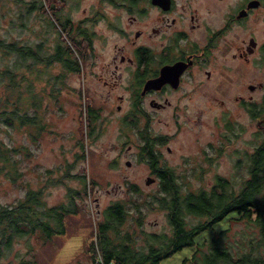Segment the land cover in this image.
<instances>
[{
    "label": "rangeland",
    "instance_id": "obj_1",
    "mask_svg": "<svg viewBox=\"0 0 264 264\" xmlns=\"http://www.w3.org/2000/svg\"><path fill=\"white\" fill-rule=\"evenodd\" d=\"M40 1L0 0V41L24 47L25 51L29 47L35 52V56L23 55L0 47V107L5 104L11 112L17 104L18 112L34 117V121L20 122L4 121L0 116V143L19 146L20 150L10 155L11 164L0 160V207L15 205L29 191L36 190L45 204H70L62 218L63 233L51 239L44 240L37 230L14 234L8 245L0 237V264H19L22 260L30 264L86 262L87 244L95 240L94 230L103 220L106 207L116 201H124L129 212L120 225L122 230L137 228L134 220L137 213L129 203L137 201L140 226L145 233L170 232L166 210L152 197L159 192L158 178L149 172L146 162L134 155L136 148L127 152L125 138H119L117 118L122 112H116V100L87 90V66L94 58L105 24L102 20L94 23L93 18L125 12L111 0ZM32 2L35 7L29 9ZM50 2H54L57 10L55 19ZM57 16L61 21L68 18L71 25L63 28ZM78 25L94 32L93 48H89L87 58H82L83 65H87L85 69L70 70L61 60L46 62L58 46L64 49L69 46L75 50L74 55L79 54L75 43L77 39L82 42ZM107 34L109 44L117 40L115 33ZM110 55L108 46L101 53L102 60H110ZM245 69L247 74L238 76L244 71L240 73L237 66L233 84L220 85L219 101L198 96L188 108L152 112L149 133L161 138L155 140L153 147L160 153L158 164L173 170L183 185L182 191L187 187L210 189L218 176L228 179L236 189L248 177V153L264 140V127L258 126L259 122L264 125V119L253 117L244 102L230 93L248 94L247 84L253 83L256 89L252 94L259 101L263 89L258 83L264 84V63L255 62L253 57ZM19 94L23 100L18 99ZM90 100L100 113L92 130ZM129 130L124 126L121 132ZM130 134L131 142H135ZM126 159L131 161L130 165L125 164ZM147 175L155 178L150 184L144 183ZM187 218L190 222L198 219ZM251 221L247 224L230 221L225 243L231 252L235 250L231 243L240 232L256 229ZM226 223V219L221 220L216 230ZM135 232L137 243H143V236L137 229ZM201 248L207 250V246ZM193 249L194 245L183 246L156 264H181Z\"/></svg>",
    "mask_w": 264,
    "mask_h": 264
},
{
    "label": "flooded vegetation",
    "instance_id": "obj_2",
    "mask_svg": "<svg viewBox=\"0 0 264 264\" xmlns=\"http://www.w3.org/2000/svg\"><path fill=\"white\" fill-rule=\"evenodd\" d=\"M111 1L125 14L93 18L94 23L102 20L105 24L89 67L82 58L93 48L94 32L83 25L77 26L83 44L75 40L79 54L74 55L70 47V52L55 60L73 71L87 66V90L116 100L115 110L122 112L117 118L119 138H125L127 152L136 148L134 155L154 173L151 164L159 163L160 153L153 147L161 138L149 133L152 112L188 108L198 96L219 101L220 85L233 84L237 66L240 73L244 71L238 76H244L253 57L264 63V0ZM109 32L117 37L112 44L108 43ZM108 46L110 60H102L101 53ZM255 86L248 83L250 93L230 96L243 101L249 110L258 101L252 94ZM258 86L263 89L260 101L264 84ZM88 113L92 130L100 113L91 100ZM124 126L129 132H121ZM258 126L264 127L262 122Z\"/></svg>",
    "mask_w": 264,
    "mask_h": 264
},
{
    "label": "trees",
    "instance_id": "obj_3",
    "mask_svg": "<svg viewBox=\"0 0 264 264\" xmlns=\"http://www.w3.org/2000/svg\"><path fill=\"white\" fill-rule=\"evenodd\" d=\"M28 7H35L34 2ZM49 9L55 19L57 10L54 2L49 3ZM58 21L63 28L68 26V18ZM0 47L35 56L29 47L25 51L24 47H17L13 43L6 45L2 41ZM70 51L69 46L66 50L58 46L56 53L54 48L46 62L55 60V56L61 58L64 52ZM18 99L23 100V96L19 94ZM17 109L19 106L16 104V109L8 112L4 104L0 107V116L4 121H34V117L21 114ZM249 111L253 117L264 119V99L252 103ZM18 151L19 146H4L0 143V160L4 164H11L10 155ZM248 160V177L236 189L228 179L218 176L210 189L187 187L182 191L183 185L169 166L151 164L159 180V192L152 197L160 208L166 210L170 232L145 233L140 226L141 210L137 201H129L137 213L134 216L137 228L122 230L120 225L124 224L129 212L124 201H116L106 207L103 220L99 221L94 230L95 240L87 244L88 260L78 264H97L91 255L96 247L105 264L111 261L116 264H156L161 258L186 245H194V249L181 264H264V140L248 153ZM69 204H45L39 198V190L29 191L15 205L0 207V237L8 245L14 234L37 230L44 240L51 239L63 233L62 218L68 212ZM73 209L76 211V208ZM188 216H197L198 219L190 222ZM223 219L227 220L226 225L216 230L215 227ZM249 220H252L256 229L250 233L240 232L239 237L231 243L235 246L234 253L231 252L225 243L230 221L246 223ZM136 229L143 236L141 244L137 243ZM202 246H207V250H203ZM19 264H30V261L22 260Z\"/></svg>",
    "mask_w": 264,
    "mask_h": 264
},
{
    "label": "built area",
    "instance_id": "obj_4",
    "mask_svg": "<svg viewBox=\"0 0 264 264\" xmlns=\"http://www.w3.org/2000/svg\"><path fill=\"white\" fill-rule=\"evenodd\" d=\"M94 261L97 263V264H105L103 259H102V256L100 254V252L98 251L97 247L95 248L94 250ZM109 264H116L114 263V261H111Z\"/></svg>",
    "mask_w": 264,
    "mask_h": 264
},
{
    "label": "water",
    "instance_id": "obj_5",
    "mask_svg": "<svg viewBox=\"0 0 264 264\" xmlns=\"http://www.w3.org/2000/svg\"><path fill=\"white\" fill-rule=\"evenodd\" d=\"M251 87H252V86H251ZM125 164H126V165H129V164H130V161H129V160H126V161H125ZM154 180H155V178H154L153 176H151V175H147V176L145 177V179H144V183H145V184H150V183H152Z\"/></svg>",
    "mask_w": 264,
    "mask_h": 264
}]
</instances>
